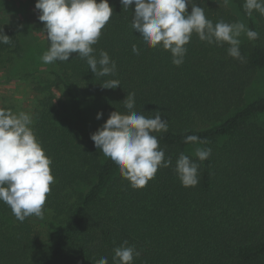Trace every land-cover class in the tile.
Here are the masks:
<instances>
[{
    "label": "trees",
    "instance_id": "16d2710c",
    "mask_svg": "<svg viewBox=\"0 0 264 264\" xmlns=\"http://www.w3.org/2000/svg\"><path fill=\"white\" fill-rule=\"evenodd\" d=\"M108 3L113 16L93 47L115 61L116 75L95 76L73 53L34 90L40 98L31 127L54 183L43 219L20 222L0 202V264H97L103 257L113 264V249L125 240L139 252L133 264H264V93L249 97L264 72V16L248 17L244 0H195L214 24L235 22L237 12L259 39L241 43L247 62L240 63L227 44L208 45L193 33L177 67L170 52L146 46L131 29L134 5L125 11L120 0ZM32 28L44 36L38 17ZM0 29L11 40L0 43V68L11 69L23 48L12 26ZM109 79L120 87L102 88ZM127 93H135L134 110L167 119L168 131L154 135L173 161L137 189L90 139L112 111L127 113ZM97 112L102 118L88 125ZM188 135L209 143H185ZM196 147H210V157L198 161ZM181 152L200 164L195 187H183L173 170Z\"/></svg>",
    "mask_w": 264,
    "mask_h": 264
},
{
    "label": "clouds",
    "instance_id": "9594fccd",
    "mask_svg": "<svg viewBox=\"0 0 264 264\" xmlns=\"http://www.w3.org/2000/svg\"><path fill=\"white\" fill-rule=\"evenodd\" d=\"M227 5L229 0H223ZM122 9L131 15V29L139 33L143 44L150 48L160 47L171 54L172 64L179 67L185 61L187 45L195 33L199 40L208 45H228L227 54L240 63L247 58L241 54L240 37L248 40L259 39V33L245 23L220 20L215 24L206 18L204 7L197 6L195 0H120ZM191 11L188 12V6ZM243 9L248 17L253 12L264 16V0H244ZM34 10L43 23V34L49 47L42 54L45 64L56 61L67 62L75 53L86 60L88 69L97 77L115 76L117 66L109 54L96 49L101 30L113 16V8L108 0H36ZM0 43L10 44V37L0 29ZM132 52L139 55L134 43ZM102 88L120 87L118 79L103 81ZM127 113L112 111L104 123L90 139L118 167L120 175L129 181L134 189L143 188L155 177L158 169L173 165L171 157L165 158V150L160 148L154 133L168 131V122L160 111L146 117L143 111L135 109V93H127L122 101ZM102 112L96 113L100 120ZM30 114L0 108V202L10 207L15 218L23 222L27 217L43 219V208L50 185L54 183L51 174V159L45 154L31 127ZM185 143L206 145L209 141L197 135L186 136ZM212 153L210 147H196L194 155L198 161L207 160ZM197 160L181 152L174 166L183 187H195L199 183ZM113 264H133L139 255L134 246L125 240L113 249ZM97 264H108L107 257Z\"/></svg>",
    "mask_w": 264,
    "mask_h": 264
},
{
    "label": "rangeland",
    "instance_id": "374dc122",
    "mask_svg": "<svg viewBox=\"0 0 264 264\" xmlns=\"http://www.w3.org/2000/svg\"><path fill=\"white\" fill-rule=\"evenodd\" d=\"M236 21L245 20L234 11ZM38 17L34 5L27 0H0V23L12 26L18 33L22 55L16 59L11 69L0 68V108L11 109L13 112H26L31 115L34 123L35 108L40 98L34 91L45 81L51 79L53 64L42 62V54L46 49V38L33 30V20ZM235 21V22H236ZM241 43L247 40L243 34ZM264 93V72L256 77L249 92L250 98ZM88 114V125L96 121V115ZM92 119V120H91ZM32 126V125H31Z\"/></svg>",
    "mask_w": 264,
    "mask_h": 264
}]
</instances>
